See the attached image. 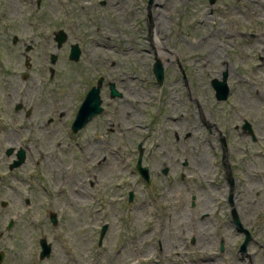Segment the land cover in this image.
<instances>
[{"label": "rangeland", "instance_id": "1", "mask_svg": "<svg viewBox=\"0 0 264 264\" xmlns=\"http://www.w3.org/2000/svg\"><path fill=\"white\" fill-rule=\"evenodd\" d=\"M37 1L0 0V39H11L13 33L24 37L19 29L22 23L39 17L44 22L43 38L51 44L56 31L63 28L68 37L57 49V83L63 105L71 108L68 120L99 76L116 74L130 83L133 97L127 109L131 114L123 120L124 132L111 137V143L105 142L98 127L105 116L79 135H71L69 126L53 127L55 134L48 131L39 144L33 140V152L13 171L8 168L11 157L5 154L11 142H0V251L5 253L1 264H244L237 255L239 238L226 234V250L216 256L200 248L208 236L217 242L216 247L220 245L222 239L216 235L226 216L208 196L213 194L210 184L198 179L197 168L204 167V161L218 163V148L216 136H209L201 126L197 106L184 93L183 72L189 76L193 97L199 98L213 122L227 129L245 116L254 124L256 141L240 136L238 130L231 132V155L240 178L236 189L240 209L250 215L246 223L258 231L256 237L262 244L264 65L258 57L264 56V0H154V44L159 54V47L165 45L169 51L162 57L173 60L163 58L162 85L153 73L149 0H42L41 8ZM74 43L81 48L78 61L69 58ZM2 49L13 63L23 46L13 52ZM48 49L56 48L50 45ZM6 59H2L4 66L9 64ZM17 61L22 69L23 58ZM226 68L232 73V93L227 101H218L211 81ZM246 100L250 107L253 104L251 110L245 108ZM187 123L192 132L189 165L176 170L192 172V179L183 180L174 170L165 176L163 162L174 166L180 160L176 159L180 142L173 137L174 128L178 125L176 130L182 133ZM141 140L153 153L145 160L151 168L150 184L136 168ZM215 170L219 173L220 167ZM189 194L200 197L196 216L186 210ZM5 200L8 204L3 206ZM52 211L58 213L56 226L50 219ZM203 213L211 217L205 226L198 217ZM11 219L14 223L8 228ZM104 224L108 230L99 244ZM198 225L211 228V233L196 234ZM42 237L53 246L43 260ZM253 247L255 264H264V251L257 242Z\"/></svg>", "mask_w": 264, "mask_h": 264}, {"label": "flooded vegetation", "instance_id": "2", "mask_svg": "<svg viewBox=\"0 0 264 264\" xmlns=\"http://www.w3.org/2000/svg\"><path fill=\"white\" fill-rule=\"evenodd\" d=\"M37 4L38 8H41L42 0H38ZM152 6L153 8L156 7L154 6V0H149V41L151 47H153L155 50V62L161 61L163 63V58H166V61H173L171 58H167V56L162 57V55H166L169 51L168 49H165V45L159 47L161 52V54H159V49H157V46L154 44V19H152L153 14L151 13V10L153 9ZM43 26L44 22L42 17H39L38 20L28 19L26 22H23L19 28L23 30L25 34L24 37L13 33L11 39H0V142H11V145L7 146L5 149V154L11 157V160L8 163V168L12 171L16 168L12 169L11 165L19 159L22 150L25 152V163L31 152H33L31 142L35 140L37 144L41 143L42 137L45 138L47 135L44 134L48 131L54 135L55 131L52 130L53 127L69 126V132L71 135H79V133L89 124L94 122L99 117L101 118L105 116L106 121L102 120L100 126L98 127H102L103 134H101V136H105V142L108 141V143H111L114 141V139L111 137L124 132L123 120L131 114L127 107L130 98L133 97V93L130 83L128 84L127 82L128 80L126 78L124 79V76L121 74H116L114 77L108 75L99 76V78L90 85L88 91L93 86H96L99 84V82H101L100 95L102 99L101 107L103 110L90 119L83 128L75 131L73 129V124L77 118L81 105L78 106L77 103L72 117L70 120H68V110L71 108L68 109L63 105V102L61 101V92L57 83V63L60 59V53L57 49L61 48L63 45L59 46L58 41L55 39L52 44L49 43L48 40H45L43 38V33L41 32L43 30ZM1 27L2 24L0 18V32L2 29ZM8 28L16 29L15 26H8ZM10 41L11 44H8ZM50 45H53V47L56 49L54 51H49L48 48ZM19 46H23L22 54L14 55L15 62L10 63L12 60L8 61V59L12 57L10 55H3L1 52L3 51L2 48L5 47V49L9 52H13L11 50ZM262 49L264 51V48ZM169 55L175 56L171 53H169ZM5 58H7L6 60L9 62V64H6V66H4L2 61V59ZM21 58H23V62L21 63L22 69L20 68L19 61H17V59ZM258 58L260 61L259 64L264 65V56L259 55ZM53 59H55V61H53ZM178 63H180L179 58ZM231 74L232 73L229 68L223 69L220 73V77L213 78L211 81L212 87L215 90L214 96L218 101H227L231 96ZM215 79L221 82L224 80L227 82L229 93L226 99H219L217 97V90L213 84V80ZM183 83L185 86V95L188 97L191 104L197 106L196 109L198 121L200 122L201 126L205 127L209 136H216L218 148V151L215 152L216 156L218 157V163H215V166L220 167V172L218 173V170H215V166L212 161H204L203 163L205 166L197 168L199 171V173H197L198 179L203 183L205 182L207 185L210 184L209 186L213 190V194L208 193V196L215 201L218 212L222 216H226V222L223 223V221H221L220 223L219 230L221 228L222 231L220 230L216 235L219 240L222 239L219 243L220 245L216 247L215 245L217 242L212 241V239L208 236L207 242H204L205 240L200 242V248L202 252H214L212 253L213 256H216L217 254H223V252L226 250L224 238H226L225 236L227 234V238L236 237L240 239V244L237 246L238 260L242 261L244 264H255V253L257 252L254 251L253 244L257 242V244H259V249L264 251V242H261L262 244L258 242L256 237L258 236V231H255L250 223H246L248 220H250V215L241 211L240 209L236 194V189L238 187L240 178L237 174L235 162L233 161L231 155L232 144L230 138L231 132L238 130L240 136H247L253 141H256L258 137L255 133L254 124L248 117L243 116L240 123L236 122L232 126L227 127V129H224L221 122H213L212 119L207 117V114L202 107L199 98L193 97L189 76L184 72ZM113 88L117 91L116 94L113 93ZM136 100L138 101V98ZM247 103L248 101L246 100L245 104ZM189 106L187 108L190 110ZM245 108L251 110L253 108V104L251 103L250 107L248 103L245 105ZM189 113V115H191V110ZM180 116L184 117V114L181 113ZM175 119L176 118L172 117V120ZM184 121L186 122V119ZM188 122L190 123V121ZM189 123L183 127L182 133L176 130L178 125H176L174 128L173 137L176 141L180 142L179 151L176 152L179 154V156L176 157V159L180 160L174 166H171L169 162H163L161 173L165 176H168L172 170L177 172V168H186L189 165L188 153L189 149L191 148L190 138L192 136ZM17 140H19L20 143H17ZM38 153L41 157L45 156L43 150L41 149L38 151ZM149 154L152 156L153 153L152 151L147 150L145 141H139L136 148V168L141 178L144 179L148 184L151 183V168L147 163H145V160ZM167 154L169 153H165L164 155L167 157ZM140 158L142 167L146 166L149 169L150 180H147L145 177H143L141 170L138 168V162ZM193 172L196 171L194 170ZM177 173L183 180L192 179V172L187 173L183 170H180ZM215 179H217V181H215ZM218 179L221 181L219 182ZM203 187L205 188V186ZM191 195L189 194V200L186 202L187 205L185 204L186 210L189 215L192 211V214L196 216L198 212L196 213V210L194 209L200 205L197 203L200 197L196 194ZM2 203L3 201L1 204ZM198 217L201 218L203 224L208 220V218L211 219L208 213H203ZM205 225L207 224H204V226ZM195 230L196 234L198 235H201L202 233H205L206 235L207 233H211V228L205 229L199 225L195 228ZM232 231H235V233ZM192 242H194V239ZM211 260L214 263V261L217 259H210V261Z\"/></svg>", "mask_w": 264, "mask_h": 264}, {"label": "water", "instance_id": "3", "mask_svg": "<svg viewBox=\"0 0 264 264\" xmlns=\"http://www.w3.org/2000/svg\"><path fill=\"white\" fill-rule=\"evenodd\" d=\"M56 40L58 41V45L62 46L63 42L67 39L68 34L67 32L61 28L58 31H56ZM81 55V48L78 43H74L71 45L70 49V59L74 61H78ZM55 61V59H53ZM154 74L157 78V81L160 85L163 84L164 78H165V71L164 66L161 61H156L154 65ZM213 84L215 89L217 90V97L219 99H226L228 97L229 93V87L227 85V82L219 81L217 79L213 80ZM101 82H99L98 85L93 86L86 94L85 99L83 100L77 118L73 124V129L75 131H78L79 129L83 128L87 122L92 119L95 115L100 113L103 108L101 107ZM113 93L116 94L117 91L113 88ZM25 161V152L22 150V153L18 160L15 161L14 164L11 165V168H17L20 167ZM138 168L141 170V173L143 177H145L147 180H150L149 175V169L148 167H142L141 165V158L138 162ZM134 194H130V199H133ZM27 203H29V200H27ZM8 202L5 200L3 201L2 205L6 206ZM50 219L51 222L56 226L58 224V213L55 211H52L50 213ZM14 220L11 219L8 225V228H11L13 226ZM108 230V224H104L101 228L100 232V238H99V244L102 243V240ZM40 246H41V252H40V259H45L49 257L52 253V243L49 242L47 237H42L40 239ZM5 253L3 251H0V264L4 261Z\"/></svg>", "mask_w": 264, "mask_h": 264}, {"label": "bare ground", "instance_id": "4", "mask_svg": "<svg viewBox=\"0 0 264 264\" xmlns=\"http://www.w3.org/2000/svg\"><path fill=\"white\" fill-rule=\"evenodd\" d=\"M156 9H157V7L154 8V11H155ZM157 22H158V20H157Z\"/></svg>", "mask_w": 264, "mask_h": 264}]
</instances>
